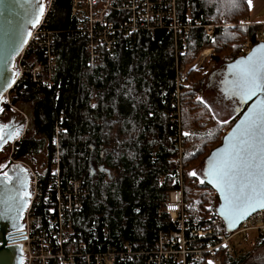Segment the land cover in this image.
Instances as JSON below:
<instances>
[{
    "label": "trees",
    "instance_id": "obj_1",
    "mask_svg": "<svg viewBox=\"0 0 264 264\" xmlns=\"http://www.w3.org/2000/svg\"><path fill=\"white\" fill-rule=\"evenodd\" d=\"M178 2L184 19L218 23L224 17L236 23L234 28L216 29V55L210 59L214 68L190 69L187 85L178 94L179 75L210 47L202 27L192 29L184 55L177 54L173 35L158 29L120 36L113 54L105 51L92 63L88 39L77 32L73 0H54L47 19L48 28L55 31L57 56L51 87L37 85L30 76L15 85L13 102L31 103L34 114L32 134L16 142L15 156L45 152L49 166L58 150L63 174L87 179L91 195L70 217L73 243L80 242L89 251L150 245L159 231L173 230L171 217L160 208L180 187L184 199L198 208L216 209L219 203L214 189L189 173L221 144L245 106L227 124L197 97L202 99L213 71L241 56L247 41L256 42L261 25H247L251 14L247 0H238L237 8L230 7L229 0ZM36 52L42 59V51ZM177 108L180 127L171 115ZM62 114L65 130L57 148L55 124ZM180 130L195 133L179 145ZM261 244L264 233L250 234L235 257L223 256V264H264L250 262Z\"/></svg>",
    "mask_w": 264,
    "mask_h": 264
},
{
    "label": "built area",
    "instance_id": "obj_2",
    "mask_svg": "<svg viewBox=\"0 0 264 264\" xmlns=\"http://www.w3.org/2000/svg\"><path fill=\"white\" fill-rule=\"evenodd\" d=\"M53 2L46 0L41 20L32 29L23 50L15 57L16 83L30 76L37 85L49 88L53 84L57 67L55 31L47 26ZM72 15L78 21L77 32L88 39L87 50L92 63L100 59L105 51H114L120 36L131 33L164 29L173 35L177 54L184 55L193 28L202 27L210 42L214 43L217 28L236 26L233 22L202 23L188 16L184 19L179 12L178 0H73ZM261 30L263 32L257 35V41L264 42V25ZM38 50L42 51V59L37 56ZM249 50L250 44L246 43L242 53ZM15 85L2 97L8 107L19 111L18 104L13 102ZM186 85L187 78L180 75L177 94L181 86ZM171 115L173 121L180 122L179 108ZM63 119L62 114L55 124L57 148L59 135L65 130ZM178 125L180 127V123ZM180 131L181 134L176 137L179 145L195 133ZM19 138L15 139L10 150V158L17 162H21L15 156ZM180 151L182 154L185 152L183 146H180ZM60 158L57 150L46 181L37 170L32 171L31 193L18 233L22 236L18 242L23 252L22 264H114L118 261H142L143 264H200L204 261L206 264H223V256L235 257L249 240L250 232L264 233V209L243 219L236 230L227 231L217 208L192 205L184 199L180 187L168 194L160 208L161 213L171 217L173 230L159 231L150 245L126 244L106 251H89L84 244L73 243L74 227L70 217L83 209L91 195L88 181L86 178L66 177Z\"/></svg>",
    "mask_w": 264,
    "mask_h": 264
},
{
    "label": "snow or ice",
    "instance_id": "obj_3",
    "mask_svg": "<svg viewBox=\"0 0 264 264\" xmlns=\"http://www.w3.org/2000/svg\"><path fill=\"white\" fill-rule=\"evenodd\" d=\"M24 2L29 4L30 0ZM247 2L251 6V0ZM229 4L230 7L237 8L238 0H229ZM43 11L42 0H37L36 8L30 13L26 12V15L30 16L28 23L35 27ZM18 46L13 47L12 51H17ZM10 60L11 53L4 61L6 67ZM228 69L231 79L225 82L226 96L244 103L258 94H264V44L254 47L246 57L229 64ZM15 75L18 73L11 74ZM0 76L3 77L4 86L10 87L14 82L9 75ZM197 99L201 103L204 102L200 97ZM4 128V125H0V144L5 142V136L11 139L18 134V129L5 133ZM0 175L3 177L0 183H3L7 196L6 211L22 213L30 197V193L25 190L26 178L17 176L13 181L7 172ZM189 175L198 179L200 176L195 170ZM202 175L204 179H200V183L206 180L218 192L221 203L217 214L229 228L253 212L264 209V98L257 99L249 107L244 119L224 138L223 147L216 149L209 156L202 168ZM10 182L18 186L9 187Z\"/></svg>",
    "mask_w": 264,
    "mask_h": 264
},
{
    "label": "water",
    "instance_id": "obj_4",
    "mask_svg": "<svg viewBox=\"0 0 264 264\" xmlns=\"http://www.w3.org/2000/svg\"><path fill=\"white\" fill-rule=\"evenodd\" d=\"M42 3L44 6L45 1L42 0ZM36 4H37V0H30L29 4H25L24 0H0V74L11 76L12 73H16L14 69L15 57L23 50V48L27 44L28 39L31 35V31L34 28L30 23H28L30 16L26 15V12L30 13L33 8H36ZM42 15L40 16L39 21L41 20ZM262 44H264V42L255 44L251 48V50L254 47H257L258 45H262ZM16 45H19L18 50L13 52L12 49ZM250 51L226 64L224 68L225 75L224 78L222 79V87H221V90L225 96H226L224 91L226 87L225 82L231 79L228 65L234 63L238 59L246 57L250 53ZM9 53H11V60H10V64L6 67L4 61ZM15 77L16 75L11 76L14 82L11 84L10 87H7L4 86L3 77L0 76V98L3 96V94L6 91H8L10 88H12L15 85L16 83ZM226 97L229 98L228 96ZM259 98H264V94H258L257 97H252L250 100H247L246 102L243 103L244 105H246L243 112L241 113L239 118L235 121V123L232 125V127L229 128V130L225 133L221 144L215 147L205 158V165L209 156L216 149L223 147L224 138L229 136L232 129L235 128L236 125L241 120L244 119V116L248 112L249 107H251ZM23 134L22 135L19 134L18 137L20 136V138H22ZM207 184L213 188L211 184L209 183ZM16 186L18 185H13L12 183H9V187H16ZM213 189L215 190L219 198V203L217 205V211H218L221 201L218 192L216 191L215 188ZM6 200H7V196L5 194L4 185H1L0 186V264H22V258H23L22 248L19 243H14V237L18 235V232L21 229L20 220L23 212L22 213H18L15 211L7 212L6 211L7 204L5 203ZM25 208L26 207H24L23 211L25 210ZM242 220L238 224L229 228L223 219L225 224V229L227 231L236 230L238 226L241 224Z\"/></svg>",
    "mask_w": 264,
    "mask_h": 264
},
{
    "label": "rangeland",
    "instance_id": "obj_5",
    "mask_svg": "<svg viewBox=\"0 0 264 264\" xmlns=\"http://www.w3.org/2000/svg\"><path fill=\"white\" fill-rule=\"evenodd\" d=\"M46 1V0H44ZM247 20V19H245ZM225 21V23H229L225 20L224 17L221 18L218 23ZM248 23H254L251 19H249ZM227 27V26H226ZM220 28H225V27H220ZM228 28V27H227ZM230 28V27H229ZM218 29V28H217ZM263 32V30H259L258 34L260 35ZM208 43L210 44L209 46H212V50L209 52H206L203 54V50L195 57V59L192 61L187 68L183 70L182 76L185 78H189V70L194 69V70H199L202 69L204 65L207 66V69H212L214 68L215 64L213 62H210L211 56L216 55V48H215V43L210 42V40L207 38ZM215 53V54H213ZM219 70V69H217ZM213 71L212 74L208 77L203 94H202V100L205 101V103L210 107L211 112L215 116L217 120H219L222 123H225L224 121H227V124H230L229 122L233 119H235V114L238 112V107H239V101L235 98H227L221 90V81L224 76L222 75H217L216 71ZM189 80V79H188ZM227 106V107H226ZM235 109V111H233ZM11 111V110H10ZM14 119V124L16 125L19 133L24 130L25 125L27 123V120L24 118L25 116L21 113L15 112L14 109H12V116ZM30 118V117H29ZM29 129L27 128V134L30 136L33 131V126L31 127V122L29 121ZM21 134V133H20ZM25 135V136H26ZM43 153L41 152L38 153V155L34 158L35 163L33 165L35 166V169L38 171H41L42 165L45 163L43 160L44 156ZM10 154V153H9ZM205 166V161L198 166L195 171L200 174L199 179H203L202 175V168ZM45 167V166H44ZM215 191H212V195H215ZM250 234L254 235H260L257 231H252L248 235V239L250 240ZM249 240L247 242H249ZM245 242L244 245L247 243ZM242 245L241 248L244 247ZM264 262V244L258 245L254 250L253 254L251 257L250 262Z\"/></svg>",
    "mask_w": 264,
    "mask_h": 264
},
{
    "label": "flooded vegetation",
    "instance_id": "obj_6",
    "mask_svg": "<svg viewBox=\"0 0 264 264\" xmlns=\"http://www.w3.org/2000/svg\"><path fill=\"white\" fill-rule=\"evenodd\" d=\"M216 74L224 76L225 72L222 69H219L216 71ZM243 106L244 105L239 102L238 112L241 110V108ZM0 109H2V111H0V125L5 126V128H4L5 133H9V132H12L14 129H17L16 125L14 124V119L11 117L12 111L9 110V107L7 106L3 97L0 98ZM19 131H18V134L14 135L11 139H7V136H5V142L0 144V173H4V172L9 173L10 176L12 177L13 181L16 179L17 176H19L21 178H26L27 186H26L25 190L28 193H31L32 171L36 170L33 163H35L34 158L37 155L31 156V157L19 158V159H21V162H17L15 160H12L10 158V154H9L13 142L18 137V135L21 133V132L19 133ZM26 134H27V130H26L25 134L23 135V137H25ZM42 156H44V158H43V160L45 161L44 165L48 166L47 165V153H43ZM16 159L18 160V158H16ZM21 170H23V171H21ZM2 180H3V177H2V175H0V181H2ZM1 185H3V183H0V186ZM28 199H27V202H28ZM24 211H23V214H24ZM23 214H22V217L20 220L21 225H22V221H23ZM21 238H22V236H20V235H17L16 237H14V243L20 242Z\"/></svg>",
    "mask_w": 264,
    "mask_h": 264
},
{
    "label": "crops",
    "instance_id": "obj_7",
    "mask_svg": "<svg viewBox=\"0 0 264 264\" xmlns=\"http://www.w3.org/2000/svg\"><path fill=\"white\" fill-rule=\"evenodd\" d=\"M250 6V5H249ZM251 14H250V19L252 21H254V23H263L264 22V0H251ZM20 110H14L15 112L21 113L22 116L24 115L25 119L27 120V123L25 125L24 130H22L21 135L27 130V128L29 129V121L31 122V127L33 126V118H34V114H33V108H32V104L31 103H19L17 102ZM9 110L12 111V109L9 107ZM30 117V118H29ZM23 134V135H24ZM42 169L41 171H38L40 176L44 179L47 180L48 179V171H49V166L46 165H42ZM45 166V167H44Z\"/></svg>",
    "mask_w": 264,
    "mask_h": 264
},
{
    "label": "bare ground",
    "instance_id": "obj_8",
    "mask_svg": "<svg viewBox=\"0 0 264 264\" xmlns=\"http://www.w3.org/2000/svg\"><path fill=\"white\" fill-rule=\"evenodd\" d=\"M45 2H46V1H45ZM44 10H45V5H44ZM233 23H235V22H233ZM248 24L252 25V24H254V23H248ZM260 25H261V28H262V26L264 25V22L261 23ZM195 28H198V27H195ZM193 29H194V28H193ZM257 35H258V34H257ZM206 36H207V38H208V35H207V34H206ZM208 39H209V38H208ZM187 43H188V42H187ZM246 43H249V44H250V50H251V48H252L255 44L260 43V42L257 41V36H256V42H255V43H252V42H250V41H247ZM246 43H245V44H246ZM245 44H244V45H245ZM208 48H212V46H210V47H208ZM208 48H206L207 50L204 49V50H206L205 52H209V51L211 50V49H208ZM204 50H203V51H204ZM250 50H249V51H250ZM249 51H248V52H249ZM246 53H247V52H246ZM246 53H242V55H244V54H246ZM213 54H215V53H213ZM225 66H226V65H225ZM224 68H225V67L222 68L223 71H224ZM224 72H225V71H224ZM180 75H182V74H180ZM180 75H179V76H180ZM223 78H224V77H223ZM221 87H222V81H221ZM222 93H223V92H222ZM223 94H224V93H223ZM242 104H243V103H242ZM243 105H244V104H243ZM244 106H246V105H244ZM228 130H229V129H228ZM228 130H227V131H228ZM175 190H176V189H175ZM173 191H174V190H173ZM214 191H215V190H214ZM215 193H216V192H215ZM216 194H217V193H216Z\"/></svg>",
    "mask_w": 264,
    "mask_h": 264
}]
</instances>
